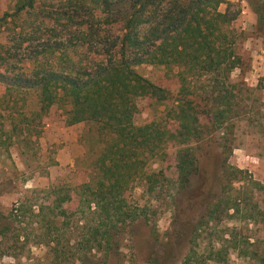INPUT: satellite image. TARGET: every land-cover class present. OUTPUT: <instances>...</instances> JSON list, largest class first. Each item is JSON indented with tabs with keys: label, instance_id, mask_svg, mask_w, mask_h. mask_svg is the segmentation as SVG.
<instances>
[{
	"label": "trees",
	"instance_id": "obj_1",
	"mask_svg": "<svg viewBox=\"0 0 264 264\" xmlns=\"http://www.w3.org/2000/svg\"><path fill=\"white\" fill-rule=\"evenodd\" d=\"M249 5L262 30L264 0H249ZM240 14L229 0H17L14 12L0 18V28L33 18L0 43V150L15 144L19 125L41 123L54 107L65 112L68 126L96 128L103 145L94 163L96 177L76 190L75 200L79 210L87 208L99 220L90 251H104L102 264H108L121 229L148 222V206L130 192L140 186L159 200L161 190L172 185L176 195H186L201 172L200 147L214 135H223L224 141L219 191L187 235L185 264L198 260V243L207 228L242 213L248 198L236 185L260 186L230 164L233 146L227 136L249 117L246 99L252 105L259 101L252 99L259 86L232 80L236 70L244 73L239 50L245 34L232 28ZM144 65L167 69L171 86L141 75L137 68ZM32 94L37 107L29 110ZM169 101L167 124L135 123L143 108ZM169 145L177 146L172 178L148 170L151 161L168 162ZM58 192L51 189L53 201L38 210L37 217L53 219L50 225L66 217V205L75 201ZM26 207V201L15 204L10 218L17 222ZM9 231L3 227L0 236ZM45 244L58 258L57 244ZM210 249L208 260L227 261L224 246Z\"/></svg>",
	"mask_w": 264,
	"mask_h": 264
},
{
	"label": "rangeland",
	"instance_id": "obj_2",
	"mask_svg": "<svg viewBox=\"0 0 264 264\" xmlns=\"http://www.w3.org/2000/svg\"><path fill=\"white\" fill-rule=\"evenodd\" d=\"M229 1L241 11L232 28L245 34L239 50L245 59L244 73L236 70L232 80H245L254 88L259 86L252 96L253 100L259 97L256 105L246 99L249 117L238 122L234 132L227 136L233 146L230 164L246 171L261 187L244 182L236 185L248 198L242 202V213L207 228L198 243V260L191 264H264V28H257L249 0ZM16 2L0 0V18L13 13ZM220 9L225 11L226 6ZM28 18L24 16L21 21L0 28V43H7L15 30L33 19ZM137 71L158 85L171 86L173 82L165 80L169 73L163 67L144 65ZM166 106H172V101L143 108L135 123L142 126L157 120L167 124ZM36 107L37 97L32 94L28 109ZM11 129L8 123L7 131ZM222 138L223 135H214L200 147L201 172L193 177L186 195H176L172 185L161 190L159 200H155L157 195L145 194L140 186L130 192L134 200L148 206V222L141 221L119 231L108 264H154L153 260L158 264H185L190 248L187 235L219 191ZM14 141L9 151L0 150V230L10 228L4 237L0 236V264H102L104 251H90V240L94 239L93 230L99 220L87 208L79 210L75 200L76 190L81 192L79 187L93 183L96 177L94 163L103 146L96 128L88 124L68 126L65 112L54 107L41 123L19 125ZM167 151L168 162L151 161L148 170L163 171L172 178L177 146L169 145ZM53 188L60 191L58 195H69L75 201L66 205V217H59L50 225L53 219L37 215L41 205L53 201L49 195ZM24 201L26 211L14 222L10 211ZM230 239L232 244L227 242ZM50 240L57 244L58 258L45 244ZM221 246L228 250L227 261L208 260V250Z\"/></svg>",
	"mask_w": 264,
	"mask_h": 264
}]
</instances>
